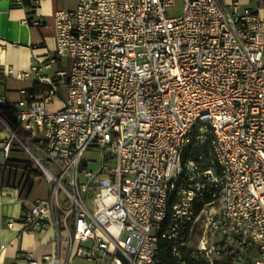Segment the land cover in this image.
I'll return each mask as SVG.
<instances>
[{
    "label": "built area",
    "instance_id": "obj_1",
    "mask_svg": "<svg viewBox=\"0 0 264 264\" xmlns=\"http://www.w3.org/2000/svg\"><path fill=\"white\" fill-rule=\"evenodd\" d=\"M176 3L81 0L54 13L53 55L18 74L0 65V85L15 76L50 86L17 104L0 98L6 156L16 141L49 186L6 225L57 233L55 255L15 264H161L163 240L178 264L197 255L226 264L219 242L251 243L259 255L235 264H264V19L221 0H183L169 16ZM63 60L69 68L57 69ZM192 139L209 152L184 161ZM92 152L102 156L94 169Z\"/></svg>",
    "mask_w": 264,
    "mask_h": 264
},
{
    "label": "crops",
    "instance_id": "obj_2",
    "mask_svg": "<svg viewBox=\"0 0 264 264\" xmlns=\"http://www.w3.org/2000/svg\"><path fill=\"white\" fill-rule=\"evenodd\" d=\"M226 7L239 3L242 9H250L264 19V0H221ZM81 0H0V65L12 67L16 74L31 69L33 58L43 60L55 50V21L57 11H73ZM41 21L32 26L27 21ZM69 61L63 60L57 69H68ZM53 72V71H52ZM50 72V74H52ZM36 83L47 81L21 80L15 76L3 79L0 98L9 104H17L26 98ZM61 105L60 101H57ZM49 105L48 109L50 110ZM50 110V111H56ZM7 138L0 128V264H15L17 260L32 258L42 261L53 256L57 250V233L50 227L43 233H21L18 228L10 229L7 219L18 222L23 213L38 198L49 193L44 176L32 161L13 155L14 146L8 156L4 152ZM4 156V157H3ZM3 157V158H2ZM11 161L12 164H8ZM14 161L30 162L28 169L16 166ZM14 162V163H13ZM45 184V187L42 184ZM71 245L62 241V254L68 257ZM71 264H96L83 258H73Z\"/></svg>",
    "mask_w": 264,
    "mask_h": 264
},
{
    "label": "trees",
    "instance_id": "obj_3",
    "mask_svg": "<svg viewBox=\"0 0 264 264\" xmlns=\"http://www.w3.org/2000/svg\"><path fill=\"white\" fill-rule=\"evenodd\" d=\"M50 90V86L46 84H40L36 83L34 88L30 90L28 93L34 96H39L47 91ZM194 139V138H193ZM192 139V140H193ZM195 140L192 141L190 146L188 147L186 154L184 156V161L192 160V161H198L199 157L202 154H207L209 152V146L208 145H202L199 142H194ZM16 166L18 167H23L28 169V164L30 162H22V161H14ZM13 162V163H14ZM12 164L11 161H8V164ZM208 203V201H206ZM205 202V203H206ZM204 203L199 204L197 206V212L200 213L203 209ZM221 249L224 253V258L226 264H235L237 261V258L240 257L241 255L244 254H250L251 251L254 250L255 246L251 243L246 244L243 248H237L234 250L229 249L226 247L222 242H219ZM251 255V254H250ZM160 263L161 264H178L173 256L171 246L168 242L166 241H161L160 243V255H159ZM186 264H207L206 261L199 255L195 257H190L187 256L186 258Z\"/></svg>",
    "mask_w": 264,
    "mask_h": 264
},
{
    "label": "rangeland",
    "instance_id": "obj_4",
    "mask_svg": "<svg viewBox=\"0 0 264 264\" xmlns=\"http://www.w3.org/2000/svg\"><path fill=\"white\" fill-rule=\"evenodd\" d=\"M182 8H183V0H177L175 7L168 10V15L172 17L177 16L181 13ZM60 108H61V105L58 104L57 101H55V103L52 106H50V110H55V109H60ZM2 131H6L9 133V131L6 128H2ZM14 148L16 149H14L15 152L13 153V155L19 156L20 159L22 160L32 161L31 155L25 149H23V147L20 144H18L16 141L14 142ZM86 158L89 161H91L90 168L94 169L100 164L102 156H100L99 153L97 152H92V153L87 154ZM42 185L45 187L44 183ZM212 209L211 210L209 209V210L212 211L213 215L219 211L217 205H214ZM205 221H206V216L201 215L199 219L196 221V223L193 225V228L191 229V231H189V237H188L189 246L192 250H195L199 246L200 240L202 236L204 235V231H206ZM71 227H72V223H71ZM250 254L253 257H257L259 255L258 248L255 246L254 250L251 251Z\"/></svg>",
    "mask_w": 264,
    "mask_h": 264
}]
</instances>
